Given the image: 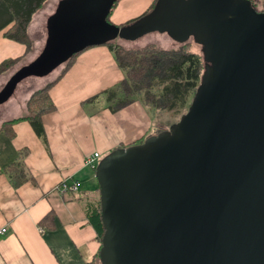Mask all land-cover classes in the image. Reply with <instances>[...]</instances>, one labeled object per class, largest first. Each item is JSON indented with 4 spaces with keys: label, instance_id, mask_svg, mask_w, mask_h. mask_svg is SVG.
Here are the masks:
<instances>
[{
    "label": "water",
    "instance_id": "water-1",
    "mask_svg": "<svg viewBox=\"0 0 264 264\" xmlns=\"http://www.w3.org/2000/svg\"><path fill=\"white\" fill-rule=\"evenodd\" d=\"M115 1H69L56 44L11 78L0 104L26 78L52 72L78 29H106ZM141 22L194 37L206 65L170 131L99 163L102 264H264V12L250 0H159ZM83 40L77 49L95 43Z\"/></svg>",
    "mask_w": 264,
    "mask_h": 264
},
{
    "label": "crops",
    "instance_id": "crops-1",
    "mask_svg": "<svg viewBox=\"0 0 264 264\" xmlns=\"http://www.w3.org/2000/svg\"><path fill=\"white\" fill-rule=\"evenodd\" d=\"M154 1L123 0L117 8L121 3V11L132 7L137 18ZM118 11H113L111 20L120 25L115 22L121 15ZM44 47L7 72L11 74L8 78L7 73L0 75V90L21 68L34 62ZM25 53L24 44L0 33V62ZM62 69L56 74L30 76L33 81L21 86L19 102L12 96L1 109L6 114L0 118V128L5 121L25 116L31 95L56 80ZM124 77L107 45L89 47L49 91L56 107L43 115L48 146L27 120L17 122L10 131H0V229L7 228L0 235V264H89L98 253L101 242L86 212L87 203L97 193L96 170L85 166V157L98 151L102 158L118 147L154 136L157 130L151 118L154 113L140 98L116 112L108 108L103 96L87 102L115 87ZM23 150L27 152L24 156ZM22 159L31 178L15 186L6 168ZM67 178L78 180L77 190L58 191V184ZM49 213L53 214L52 224L46 223L48 227L44 228L40 222Z\"/></svg>",
    "mask_w": 264,
    "mask_h": 264
},
{
    "label": "trees",
    "instance_id": "trees-1",
    "mask_svg": "<svg viewBox=\"0 0 264 264\" xmlns=\"http://www.w3.org/2000/svg\"><path fill=\"white\" fill-rule=\"evenodd\" d=\"M47 1L0 0V33L3 32L6 38L26 46L25 56L5 59L0 62V75L9 72L32 51L33 40L29 34V27L35 15ZM118 2L119 0H116L112 4L106 20L111 18L113 9L118 5ZM158 3L159 0H155L150 9L134 19L143 20L153 14ZM96 45H107L114 52L116 61L125 77L115 87L93 96L87 102H94L103 96L109 103L108 108L112 112H116L140 98L154 112L172 111L182 117L189 110L201 84L205 65L204 56L202 57L198 52L186 48L178 50L156 47L127 49L118 43L99 41L72 51L68 55L60 54L62 56L61 62L57 67L62 66L63 69L58 78L62 77L82 51ZM58 78L34 92L27 102L28 113L23 117L5 121L0 131H10L17 122L27 120L31 123L38 137L48 146L43 115L56 107L49 91ZM143 142L144 140L139 141V143ZM26 154V150H23L22 155ZM6 172L15 186H20L31 178L24 159L9 165ZM99 190L98 185L95 197L86 205V212L89 223L96 230L97 237L102 243L105 228L101 218ZM52 217L53 214L49 213L41 220L40 225L47 228L49 222L52 224ZM100 249L89 264H102Z\"/></svg>",
    "mask_w": 264,
    "mask_h": 264
},
{
    "label": "rangeland",
    "instance_id": "rangeland-1",
    "mask_svg": "<svg viewBox=\"0 0 264 264\" xmlns=\"http://www.w3.org/2000/svg\"><path fill=\"white\" fill-rule=\"evenodd\" d=\"M69 1L71 0H48L43 8L35 15L33 22L31 23L32 27H30V30L32 29V36L31 39L33 40V49L29 53V55H32L33 53H39L42 48L44 47L47 50V48H51L56 44V39L60 35L59 30L57 29L58 22H56V16L60 14L63 9L68 5ZM123 0H119V2H122ZM252 2V5L255 6L258 10L264 11V0H250ZM49 2V7H48ZM120 5V4H119ZM122 6V3H121ZM121 6L119 8H121ZM124 6V5H123ZM114 7L113 11L115 12L119 10L118 12L121 14L119 17L116 16V21L118 23H121L123 26H117L116 23H114L111 18L109 20H106V29L98 27V28H92L88 25L83 26L82 28L78 29V40L73 43L71 50L74 51L77 48H80L81 46L85 45L86 42L83 39H88L90 42H99V41H106V42H114L118 43L122 46H124L127 49H140V48H147V47H156V48H162V49H180V48H186L190 51L198 52L199 54L204 56L202 53V45L196 42V39L194 37H191L187 41H181L180 39L174 37L172 34L161 31V30H155L152 31H143L142 22L141 20L137 19L135 20L134 12H132V7L124 9H119ZM49 16V17H48ZM48 25L49 28L46 26ZM48 37V39H47ZM45 39L47 41L45 42ZM88 44V43H87ZM66 55L68 53H65ZM24 60V59H23ZM205 60V59H204ZM19 63L12 68L15 69ZM206 65V61H205ZM205 65H204V71H205ZM62 68L56 67L51 74H56V70H59ZM203 71V73H204ZM203 75V74H202ZM11 76V74L7 73L6 78ZM32 76V75H31ZM37 76V75H33ZM46 76V75H45ZM33 81L31 77L26 78L23 80L18 87L15 90V93L13 96H15V102H19L21 99V94L19 93L20 88L22 85L26 84L27 82ZM6 87H3L0 90V93L5 89ZM10 99V98H9ZM9 102V100L7 101ZM7 102L1 104L0 106V118L4 114H6V110H1L4 106H7ZM5 104V105H4ZM6 108V107H5ZM7 109V108H6ZM154 115L151 118L154 122V127L157 128L156 134L158 135L163 131H170L171 127L175 125L180 120V115L175 114V112L172 111H151ZM105 156L101 158L99 163L104 159ZM97 180V179H96ZM96 186L98 187V181ZM97 197V196H96Z\"/></svg>",
    "mask_w": 264,
    "mask_h": 264
},
{
    "label": "built area",
    "instance_id": "built-area-1",
    "mask_svg": "<svg viewBox=\"0 0 264 264\" xmlns=\"http://www.w3.org/2000/svg\"><path fill=\"white\" fill-rule=\"evenodd\" d=\"M100 160H101V154L98 151H94V152L87 154V156L85 157V160H84V164H85V166H87L93 170H96L98 165H99ZM78 184H79L78 180L67 178V179L62 180L58 184L57 190L60 192L77 190ZM6 232H7L6 227H2L0 229V235L5 234Z\"/></svg>",
    "mask_w": 264,
    "mask_h": 264
},
{
    "label": "flooded vegetation",
    "instance_id": "flooded-vegetation-1",
    "mask_svg": "<svg viewBox=\"0 0 264 264\" xmlns=\"http://www.w3.org/2000/svg\"><path fill=\"white\" fill-rule=\"evenodd\" d=\"M255 7V6H254ZM256 8V7H255ZM257 9V8H256ZM258 10V9H257ZM258 11H261V10H258ZM262 12H264V11H262Z\"/></svg>",
    "mask_w": 264,
    "mask_h": 264
}]
</instances>
